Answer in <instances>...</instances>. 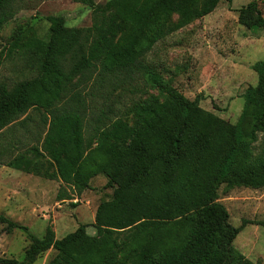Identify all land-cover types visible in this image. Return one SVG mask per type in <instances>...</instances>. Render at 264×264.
Instances as JSON below:
<instances>
[{"label":"trees","instance_id":"1","mask_svg":"<svg viewBox=\"0 0 264 264\" xmlns=\"http://www.w3.org/2000/svg\"><path fill=\"white\" fill-rule=\"evenodd\" d=\"M70 1L89 9V26L47 15L43 37L19 27L0 51V65L16 56L25 74L0 82V166L59 181L68 191L57 201L96 176L110 195L95 206L91 235L79 224L58 239L46 226L37 238L0 214L3 230L22 229L28 242L20 261L0 264H32L48 250L46 264H258L232 246L250 222L233 227L217 200L220 188L264 190V60L250 66L256 82L234 124L147 61L165 36L232 0ZM20 2L0 0V27ZM236 21L264 30L255 1Z\"/></svg>","mask_w":264,"mask_h":264},{"label":"rangeland","instance_id":"2","mask_svg":"<svg viewBox=\"0 0 264 264\" xmlns=\"http://www.w3.org/2000/svg\"><path fill=\"white\" fill-rule=\"evenodd\" d=\"M249 1H255L264 17V0L221 1L208 15L165 36L147 55V61L181 95L189 100L197 98L199 107L231 124L240 112L242 92L256 82L250 66L264 60V30L247 29L236 21L237 10ZM18 7L13 17L0 27V51L19 27H29L36 36L43 37L47 27L43 18L47 15L62 16L67 27H87L90 23L89 9L70 0H22ZM21 65L16 56L3 57L0 82L23 79ZM146 93L156 94V90L148 88ZM130 96L122 95L119 101L126 105ZM51 171L52 167L45 164L41 172ZM52 180L45 175L0 166V214L37 238L46 226L51 227L56 239L79 224L93 234L95 206L110 195V190L104 188L105 179L92 178L80 195L72 193L70 200L62 202L56 200V195L66 187ZM217 201L226 209L233 227L243 220L250 222L242 227L232 246L248 260L264 264V228L252 224L264 222V190L233 188L223 192L220 188ZM3 227L0 225V258L20 261L28 244L26 233L19 228L5 231ZM52 255L53 251L48 250L32 264H46Z\"/></svg>","mask_w":264,"mask_h":264},{"label":"crops","instance_id":"3","mask_svg":"<svg viewBox=\"0 0 264 264\" xmlns=\"http://www.w3.org/2000/svg\"><path fill=\"white\" fill-rule=\"evenodd\" d=\"M253 86V85H252ZM243 93V92H242ZM242 95V94H241ZM241 110V109H240ZM240 113V112H239ZM239 115V114H238ZM238 117V116H237ZM220 118V117H219ZM222 119V118H221ZM237 119V118H236ZM224 120V119H223ZM225 121H227V122H229L228 120H225ZM231 124V123H230ZM234 124V123H233ZM4 167V166H3ZM16 171V170H15ZM19 172V171H18ZM53 182H55V181H57V180H52ZM58 183L60 184V182L58 181ZM67 189V188H66ZM65 189V190H66ZM66 191H68V190H66ZM59 202V201H58ZM62 202V201H61Z\"/></svg>","mask_w":264,"mask_h":264}]
</instances>
